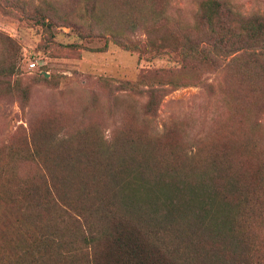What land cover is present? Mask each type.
Segmentation results:
<instances>
[{"label":"rangeland","instance_id":"374dc122","mask_svg":"<svg viewBox=\"0 0 264 264\" xmlns=\"http://www.w3.org/2000/svg\"><path fill=\"white\" fill-rule=\"evenodd\" d=\"M203 1L0 0V66L16 64L21 70L0 82V164L16 159L12 151L39 149L57 163L91 160L98 168L90 170L103 178L109 168L118 180L141 170L143 177L185 181L172 189H166L167 182L142 187L135 197L134 205L143 207L162 198L163 204L155 209L151 203L147 212L163 213L169 210V197L179 204L185 197L193 199L204 178L217 175L220 161L229 159L236 170L263 162L264 75L252 77L229 61L200 66L181 55L195 40L213 48L214 33L202 18ZM227 2L241 15L264 16V0ZM54 11L59 15L55 24L43 25L42 16ZM98 17L103 26L139 42L141 53L107 39L110 33L101 34L92 25ZM106 42L107 51H93ZM149 71L159 74L137 84ZM43 74H49V81L40 78ZM123 83L136 85V91L123 90ZM150 89L160 91L154 113L146 108ZM35 172L27 163L18 169L23 177ZM82 174L92 180L94 173L83 168ZM68 175L60 173L58 180L71 194L96 190L93 183L67 181ZM3 185L0 177V194ZM101 189L111 194L106 182ZM8 207L0 199V228L10 222ZM255 221L253 241L264 255V219ZM1 233L0 240H8Z\"/></svg>","mask_w":264,"mask_h":264},{"label":"trees","instance_id":"16d2710c","mask_svg":"<svg viewBox=\"0 0 264 264\" xmlns=\"http://www.w3.org/2000/svg\"><path fill=\"white\" fill-rule=\"evenodd\" d=\"M96 10L92 8L93 16ZM58 18L56 11L50 17L42 16L43 25L51 27ZM202 18L214 33L213 48L191 41L193 45L181 53L185 61L209 67L229 61L252 77L264 75L263 15H241L227 0H204ZM61 19L66 23V18ZM92 25L105 36L110 33L106 38L123 49L141 53L139 42L103 26L99 17L92 19ZM89 33L92 38L91 29ZM107 50L108 42L93 51ZM20 74L16 64L0 66V82ZM158 74L145 72L137 84ZM40 78L49 81L46 74ZM121 87L136 91L131 83ZM252 87L258 90V83L253 81ZM147 93V111L154 113L160 91L150 89ZM12 152L16 159L0 164L4 181L0 199L9 205L10 216L9 224L0 228L8 239L0 240L5 242L0 246V264H264V255L253 241L255 220L264 219V161L238 165L237 170L228 158L220 161L217 175L204 178L193 199L186 201L185 197L179 204L169 197L165 201L169 210L162 213L159 209L147 212L151 203L155 209L163 204L160 197L147 207L134 205L142 187L154 189L167 182L166 189H172L185 181L143 177L141 170L131 171L128 180H118L109 168L103 178L90 170L98 168L91 160L57 163L44 158L39 149L26 154ZM25 163L36 169L32 177L18 175ZM83 168L94 173L93 181L82 174ZM66 172L67 181L74 178L77 184L93 183L96 190L71 194L58 180L59 174ZM104 182L110 185V195L101 189ZM191 202L196 207L189 210Z\"/></svg>","mask_w":264,"mask_h":264},{"label":"built area","instance_id":"2783aa9c","mask_svg":"<svg viewBox=\"0 0 264 264\" xmlns=\"http://www.w3.org/2000/svg\"><path fill=\"white\" fill-rule=\"evenodd\" d=\"M35 65H36V64L33 63V64H32V67H35Z\"/></svg>","mask_w":264,"mask_h":264},{"label":"water","instance_id":"95a60500","mask_svg":"<svg viewBox=\"0 0 264 264\" xmlns=\"http://www.w3.org/2000/svg\"><path fill=\"white\" fill-rule=\"evenodd\" d=\"M46 76H49V74H46Z\"/></svg>","mask_w":264,"mask_h":264}]
</instances>
